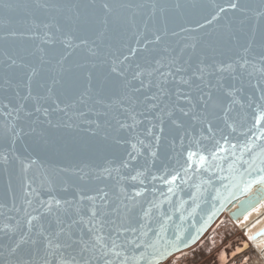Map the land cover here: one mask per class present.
<instances>
[{
    "label": "snow or ice",
    "instance_id": "obj_1",
    "mask_svg": "<svg viewBox=\"0 0 264 264\" xmlns=\"http://www.w3.org/2000/svg\"><path fill=\"white\" fill-rule=\"evenodd\" d=\"M229 7L219 30L181 36L195 30L170 28L168 0H0V40L13 41L0 61V207L15 213L0 228L4 264H131L161 204L149 177L168 194L179 178L151 168L178 139L210 144L187 151L189 169L231 158L244 191L264 186V0ZM249 115L232 142L225 130Z\"/></svg>",
    "mask_w": 264,
    "mask_h": 264
},
{
    "label": "water",
    "instance_id": "obj_2",
    "mask_svg": "<svg viewBox=\"0 0 264 264\" xmlns=\"http://www.w3.org/2000/svg\"><path fill=\"white\" fill-rule=\"evenodd\" d=\"M97 2H101V0H97ZM108 2H112V0H108ZM130 2L136 3L141 0H130ZM143 2H147V0H143ZM177 2L181 4L179 9L175 8ZM168 3L177 17L175 24L170 25V28L177 32H180L181 28L195 30L181 33V36H202L206 32L211 33L219 30L224 23V18L230 17L233 12L229 7L230 0H168ZM217 5L219 7H216ZM220 8L225 11L221 13ZM213 16H217L219 19L213 20ZM0 18H3L2 10H0ZM201 25L203 28H200ZM3 33L4 29L0 27V35ZM170 39L175 41L179 37H170ZM12 44L11 39L0 40V61L4 60V52L6 49H10ZM125 54L130 55L127 52ZM2 71L3 65L0 64V73ZM0 100L7 103L6 100H3L2 95H0ZM6 118V113L0 105V125H3ZM251 127H254V123L252 116L249 115L247 120L237 121L234 132L231 128L226 129L225 135L232 136V142L243 143L246 139L245 134ZM217 138H219V132H217ZM198 145L199 147H210L207 140H202L197 135L190 139L186 138L183 141V148L179 139L174 147L170 143L167 144V154L165 155L162 150L161 156L156 158V167L151 168L153 175L157 177L168 175L170 179L171 175L178 174L179 178L174 182V192L168 194V185L159 179L153 182L149 177L147 198L153 199L151 188L154 183L157 189L155 199L161 201V204L159 209L154 212V219L150 222L153 231L140 240L143 247L136 251L128 250L127 256L131 264H161L171 256L181 259L184 251L192 248L195 244L199 251L206 245L217 227L229 223L238 226L264 204V186L256 183L248 191H244L247 177L244 180L235 178V174L229 170V165L232 163L231 158L218 161L219 167L213 168L211 171L196 172L189 169L185 165L187 151L198 150ZM181 153L183 154L181 155ZM236 155L239 156L240 153L237 152ZM247 158L245 156V159ZM4 167L5 165L0 161V205L11 203L10 200L6 201L4 198L6 189ZM165 169H167V173ZM185 172H187V176H185ZM181 178L185 182L182 183ZM13 186L19 195L18 178H14ZM161 192L165 195L161 196ZM193 193H195V197H193ZM20 203L21 201L18 199L17 204ZM145 206L147 207V205ZM8 215H15V213H10L7 207H0V228L7 223L5 217ZM167 217H171V219L169 220ZM162 224L164 229L161 232ZM110 259L115 260V257H110ZM4 261L5 256L0 254V264H4Z\"/></svg>",
    "mask_w": 264,
    "mask_h": 264
},
{
    "label": "bare ground",
    "instance_id": "obj_3",
    "mask_svg": "<svg viewBox=\"0 0 264 264\" xmlns=\"http://www.w3.org/2000/svg\"><path fill=\"white\" fill-rule=\"evenodd\" d=\"M227 214V213H226ZM233 224V223H231ZM225 225H221L219 227H217L214 230V233L221 229L222 227H224ZM234 227V233L236 234V237H234L233 239H241V237H239V229H243L241 232H245L246 236L248 238H250L251 243L247 242L245 246L248 247L247 252H248V256H250V248L256 247L254 248V253L252 254L255 258L254 260L251 261V259H247L244 258L242 259V261H244L246 264H264V204L259 208L258 211H256L255 213H253L252 215H250L243 223L239 224L238 226H233ZM228 230V229H227ZM230 230V229H229ZM213 233V234H214ZM228 233L230 234L229 231H224L222 233V236H228ZM242 234V233H241ZM240 234V236H242ZM232 235V234H231ZM221 236V237H222ZM225 236L223 237V239H225ZM244 237V236H243ZM247 238V239H248ZM244 239V238H243ZM246 239V238H245ZM228 240H231L230 238ZM222 241V240H221ZM227 241V240H226ZM224 241L223 243L225 244ZM243 241V240H242ZM221 244V243H220ZM252 245V246H251ZM196 246V245H195ZM223 246V245H222ZM217 247V246H216ZM221 247V246H220ZM220 247H218L215 251L219 252ZM252 247V248H253ZM193 247L192 249H188L186 251H184V254L182 255L187 256V255H192L195 253L196 250H198V248ZM223 248V247H222ZM261 248L263 249V251H261ZM214 251V252H215ZM230 251V249H229ZM207 252V251H206ZM210 252V251H209ZM208 252V253H209ZM204 254V253H203ZM200 255L198 257H195V259L188 261V264H197L202 258H204L205 256ZM205 255V254H204ZM218 259L221 260L220 263H222L223 258H224V253H221L218 255ZM190 258V256H189ZM188 258V259H189ZM198 258V259H197ZM209 258V257H208ZM182 259V258H181ZM181 259H176L175 256H171L170 258H168L165 262L161 263V264H176V261H180ZM186 259V260H188ZM200 259V260H199ZM253 259V258H252ZM185 260V259H184ZM185 260V261H186ZM204 260V259H203ZM219 260H217L219 262ZM238 262V261H237Z\"/></svg>",
    "mask_w": 264,
    "mask_h": 264
},
{
    "label": "rangeland",
    "instance_id": "obj_4",
    "mask_svg": "<svg viewBox=\"0 0 264 264\" xmlns=\"http://www.w3.org/2000/svg\"><path fill=\"white\" fill-rule=\"evenodd\" d=\"M230 224H231V223H230ZM239 230H240V232H239V237H242V240H244L245 238L247 239L248 237L246 236V233H245V232H241L243 229H239ZM227 231H229L230 234L228 233V236H225V235H224V236H225V239H223L224 236H222V239H221L222 241H220V242L216 245L217 247H216V246L213 247L214 249H217L218 247L222 246V245L224 244L223 242L226 241V240H228L229 238H230V239H233L234 237H236V234L234 233V227L230 228V230L228 229ZM227 231H226V232H227ZM241 233H242V234H241ZM231 234H232V235H231ZM240 234H241L242 236H240ZM243 236H244V237H243ZM243 238H244V239H243ZM248 240L250 241V238H248ZM220 243H221V244H220ZM195 245H196V244H195ZM195 245H194L193 247L196 248ZM251 246H252V245H251ZM193 247H192V248H193ZM252 247H253V246H252ZM252 247H251L250 250H249L250 252H252V253H250V256H249L250 259H251V261L254 260V258H255L252 254L254 253V250H255L254 248H256V247H253V248H252ZM192 248H189V249H192ZM195 248H194V249H195ZM203 248H204V246H203ZM203 248H202V249H203ZM186 250H188V249H186ZM186 250H185V251H186ZM217 250H218V249H217ZM221 250H222V248L220 247V250H219V251H221ZM197 251H198V250H196L195 252H197ZM209 251H210V250H209ZM209 251L204 252L205 255L203 254V256H205V257L202 258L201 260L199 259L200 261H199L197 264H199L201 261L206 260L208 254H209V255H212V252H211V251L209 252ZM261 251H263L262 248H261ZM208 252H209V253H208ZM263 252H264V251H263ZM189 256H190V255H187V256H184V257L182 256V259H181L180 261H182V260H184V259H185V260L188 259ZM252 258H253V259H252ZM197 259H198V258H197ZM203 259H204V260H203ZM176 262H178V261H176ZM173 264H174V263H173Z\"/></svg>",
    "mask_w": 264,
    "mask_h": 264
},
{
    "label": "trees",
    "instance_id": "obj_5",
    "mask_svg": "<svg viewBox=\"0 0 264 264\" xmlns=\"http://www.w3.org/2000/svg\"><path fill=\"white\" fill-rule=\"evenodd\" d=\"M236 245H232V249L235 247ZM223 247V248H222ZM221 248L222 249H224L225 248V244H223V246H221ZM229 249L230 248H226L225 249V254L227 255L228 253V251H229ZM216 249H214L213 247L210 249V251L212 252V255H209L208 254V256H207V258H206V260H204V261H201L199 264H219V262L221 261V260H219L218 258V253L219 252H216L215 251ZM215 251V252H214ZM230 251H231V249H230ZM209 257V258H208ZM217 260H219V262L217 261Z\"/></svg>",
    "mask_w": 264,
    "mask_h": 264
}]
</instances>
